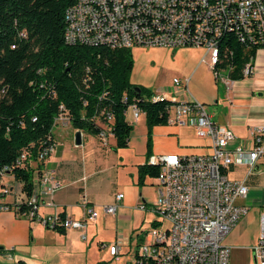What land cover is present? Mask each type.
I'll use <instances>...</instances> for the list:
<instances>
[{
	"label": "built area",
	"instance_id": "1",
	"mask_svg": "<svg viewBox=\"0 0 264 264\" xmlns=\"http://www.w3.org/2000/svg\"><path fill=\"white\" fill-rule=\"evenodd\" d=\"M245 1H252V10H245ZM65 29L69 31V43L171 49L200 46L204 50L202 60L210 66L212 58H219L220 63L227 56V44L222 47L224 37H233L247 49L264 47V0H83L80 9L70 5ZM251 59L252 56L242 68L243 76L251 73ZM221 69L227 67H220L214 73L216 78ZM188 79L172 78L174 91L184 92L186 99L175 100L165 93H153L150 99L170 100L167 123L192 125L198 136L211 140V150L149 156L147 160H154L159 166L152 184L154 201L141 200L137 207L152 211L158 219L151 228L137 233L134 261L128 264H227L230 248L223 239L248 210L246 205L236 202L247 195V184L229 178L223 170L239 164L251 170L257 159L264 157V126L252 128L251 148L228 149L227 143L234 133L212 121L204 103L189 92ZM224 82H228V75ZM130 105L134 108L133 119H137L141 109L135 103ZM57 123L68 126L69 117L64 110L54 117L52 137L39 148L37 157L32 158L29 150L22 149L15 159L23 168H34L32 183H37V191L27 194L19 184L17 188L9 183L0 184V197L15 192L12 204L0 201V211L13 209L48 228L78 230L81 239L86 240L88 223L94 222L99 213L86 200L82 201L81 218L39 211L45 202L53 205L46 198L60 186L53 170L44 167L46 158L59 143L53 129ZM111 134L101 130L98 138L107 145ZM2 171L10 174L9 167ZM123 196V192H117L114 202L102 205L103 213L115 215ZM22 207L24 211H20ZM100 245L113 258H120L118 241ZM253 250L256 263L264 264V209L259 212V233Z\"/></svg>",
	"mask_w": 264,
	"mask_h": 264
},
{
	"label": "trees",
	"instance_id": "2",
	"mask_svg": "<svg viewBox=\"0 0 264 264\" xmlns=\"http://www.w3.org/2000/svg\"><path fill=\"white\" fill-rule=\"evenodd\" d=\"M75 3L0 0V184H4L2 169L9 167L11 177L27 194L33 190L34 168H23L15 159L22 149L37 157L39 148L52 137L53 120L61 110L73 129L94 136L107 130L121 147L128 145L132 127L125 113L135 103L145 115L147 131L145 161L137 165V183L143 184L146 175L155 177L159 170L147 160L152 128L167 123L171 101H154L150 99L153 92L128 81L131 48L66 41L65 15ZM224 38L227 56L220 63L218 58L212 71L227 67L228 78H241L255 49L244 48L233 37ZM13 264L28 262L18 259Z\"/></svg>",
	"mask_w": 264,
	"mask_h": 264
},
{
	"label": "crops",
	"instance_id": "3",
	"mask_svg": "<svg viewBox=\"0 0 264 264\" xmlns=\"http://www.w3.org/2000/svg\"><path fill=\"white\" fill-rule=\"evenodd\" d=\"M183 48L185 47H179L178 50L175 48L172 52L173 54H183ZM203 53V48L195 53L197 62L186 69V72L190 73L188 77L189 92L204 103L212 121L232 130L234 138L228 141V149L238 146L251 148L252 128L264 126V47L255 50L251 59L250 74L237 79L228 78L227 83L224 81L221 83V80L215 77L211 67L202 60ZM193 78L196 83L193 84L191 90L189 82ZM161 93H165L175 100L187 98V95L181 91L175 95L168 90H163ZM65 128L68 127L65 126ZM152 132L151 155L159 153L187 155L208 153L211 150V140L206 136H198L195 128L190 124H158L153 126ZM60 146L59 143L44 162L45 168L53 170L60 186L51 197L46 198L53 205L45 202L39 211L41 214L55 211L64 212L73 218H81L83 216L82 201L86 200L90 205L94 204L89 197L88 182L87 184L79 182L85 177L88 179L90 174H97V171H84L87 165L77 157L66 159ZM115 152L118 155L122 153L120 148H117ZM144 161L145 153L130 168L129 176L119 180L117 192L124 194L117 207V211L119 210L121 213L130 207H135L141 200L147 201L143 195L145 183H137V165ZM62 167L74 170L81 176L67 181L62 176L63 172L62 174L60 172ZM7 175H4L2 182L17 188L18 182L10 176L5 177ZM226 175L229 178L244 180L248 186L247 195L236 201L238 204L246 205L248 210L223 239V243L230 248L227 264H257L254 262L253 246L259 233V212L264 209V157L258 158L251 170L242 164L229 165ZM146 180L145 177L144 182ZM63 181L65 185H63ZM150 184L152 185L153 181ZM117 192L107 198L105 203L114 202V195ZM14 197L15 192H11L1 196L0 201L12 204ZM250 209L254 213L251 217L247 215ZM97 219L88 223L87 239L88 231L95 227ZM249 225L253 227L250 228ZM80 239L78 230L48 228L36 220L18 214L13 209L0 211V246H2L0 264H13L18 259H24L28 264H59L58 258L64 259L63 262L66 264H72L76 258L75 254L79 253L80 246L87 240ZM90 243H88L89 246ZM62 255L66 257L63 258ZM83 257L85 259L79 260V264H89L87 253ZM120 259L121 257L118 260Z\"/></svg>",
	"mask_w": 264,
	"mask_h": 264
},
{
	"label": "rangeland",
	"instance_id": "4",
	"mask_svg": "<svg viewBox=\"0 0 264 264\" xmlns=\"http://www.w3.org/2000/svg\"><path fill=\"white\" fill-rule=\"evenodd\" d=\"M178 48L176 49L178 50ZM202 48L200 46H186L182 49L183 54H173V49L171 48L134 46L131 48L132 62L127 72V79L133 85L143 88L144 92L161 93L163 90H168L175 95L177 92L174 91L172 77H177L181 81L187 79L190 73L186 72V69L194 62H197L195 53L202 50ZM217 78L221 80V83L226 80L227 70H219ZM195 83L196 80L194 78L190 79L189 88L191 90ZM133 112V106L129 105L125 118L132 125L130 139L127 146L121 147H117L113 135L108 137V144L103 146L102 143V145L100 144L98 136L90 133L86 134L82 131V143L75 146L73 141L75 129L71 127V124L68 123V128L62 127L58 123L54 125V133L66 159L77 157L83 160L84 164L86 163L87 167H85L86 170L84 171H97V174H90L88 179L85 177L79 182H84L85 184L88 182L89 197L98 210L99 217L95 227L88 231V239L85 242L83 241L84 243L80 246L79 253L75 254L76 258L72 264H79V260L85 259L83 257L85 253H87L89 264H124L125 261L133 262L137 233L151 228L152 223L158 219L155 213L143 210L137 205L124 210L123 213L118 210L115 215L112 213L103 214L102 210V205L106 204L105 200L118 191L119 180L129 176L130 168L146 152L147 131L145 115L143 111H139L138 118L133 119ZM98 123L101 124L100 121ZM117 148H120L122 152L120 155L115 152ZM150 161L154 162V160ZM60 172L61 174L63 172L62 176L67 181H72L76 177L81 176L66 167H62ZM9 176L11 177L10 174L5 177ZM146 178L143 195L147 201L152 202L154 201L155 190L154 185H151L150 182H155V177L146 175ZM63 185H65L64 181ZM252 214L254 215L253 210L250 209L247 215L251 217ZM249 226L250 228L253 227L252 225ZM101 238L102 240H100ZM114 241H118L120 245V260L113 258L106 247L100 246L101 242L106 244ZM89 242H91L90 246L88 245ZM62 257L65 258L66 256L62 255ZM58 261L59 264H66L63 262L64 259L58 258Z\"/></svg>",
	"mask_w": 264,
	"mask_h": 264
},
{
	"label": "bare ground",
	"instance_id": "5",
	"mask_svg": "<svg viewBox=\"0 0 264 264\" xmlns=\"http://www.w3.org/2000/svg\"><path fill=\"white\" fill-rule=\"evenodd\" d=\"M81 6H83V0H76V3L72 6V9H80ZM245 10H252V1H245ZM65 17H66L67 24H68V21L70 18V8L66 11ZM65 39L67 42H69L68 29L65 30ZM217 61H218V58H212L210 60V67H212L215 63H217ZM32 191H37V183H33Z\"/></svg>",
	"mask_w": 264,
	"mask_h": 264
},
{
	"label": "water",
	"instance_id": "6",
	"mask_svg": "<svg viewBox=\"0 0 264 264\" xmlns=\"http://www.w3.org/2000/svg\"><path fill=\"white\" fill-rule=\"evenodd\" d=\"M81 130L77 129L75 131V134L73 136V141L75 145H80L81 144ZM2 248V246H0V249ZM11 256V255H10ZM254 262L256 263V259H254Z\"/></svg>",
	"mask_w": 264,
	"mask_h": 264
}]
</instances>
